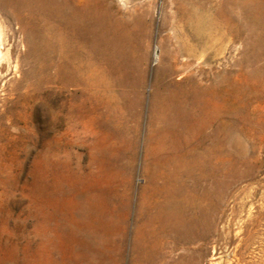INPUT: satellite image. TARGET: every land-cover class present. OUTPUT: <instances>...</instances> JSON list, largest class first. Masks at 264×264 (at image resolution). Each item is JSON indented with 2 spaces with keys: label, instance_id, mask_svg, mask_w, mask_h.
Returning a JSON list of instances; mask_svg holds the SVG:
<instances>
[{
  "label": "rangeland",
  "instance_id": "374dc122",
  "mask_svg": "<svg viewBox=\"0 0 264 264\" xmlns=\"http://www.w3.org/2000/svg\"><path fill=\"white\" fill-rule=\"evenodd\" d=\"M66 1L87 17L89 29L92 24L106 28L116 11L129 15L128 21L143 12L148 23L146 29L129 28L125 34L116 75V93L137 102H129L138 113L135 124H129L134 129L102 141L106 163L92 165L83 180L105 211L96 224L105 229L92 236L70 235L68 230L55 234L47 217L45 94H54L59 104V95L67 92L60 75ZM240 2L239 8L228 3L224 7L220 118L214 122L210 104L205 218L192 228V264H264V0ZM187 8L186 0H0V264H110L109 223L117 226L118 238L124 233L113 256L129 264L132 214L146 184L143 156L155 94L156 48L161 37L171 33L170 25L162 28L164 16L168 25L170 13L177 9L180 16ZM85 34L86 50L96 52L92 35ZM107 35L105 29L102 37ZM179 41H185L183 35ZM216 49L198 50L193 66L205 54L214 57ZM103 57L111 68L117 66L113 55ZM55 118L57 122L60 115ZM58 138L53 140L52 176L60 169L58 154L61 162H69L79 185L72 154L77 142L72 136ZM93 142L83 152H90Z\"/></svg>",
  "mask_w": 264,
  "mask_h": 264
},
{
  "label": "bare ground",
  "instance_id": "6f19581e",
  "mask_svg": "<svg viewBox=\"0 0 264 264\" xmlns=\"http://www.w3.org/2000/svg\"><path fill=\"white\" fill-rule=\"evenodd\" d=\"M186 3L188 8L180 16L177 9L170 13L168 25L164 16L162 28L170 25L171 33L161 37L156 48L155 94L143 156L146 184L140 189L132 214L129 264H192V228L195 223L200 227L205 218L207 142L211 124L208 108L210 104L214 106L213 120L217 122L222 90L219 53L224 37V7L228 3L239 8L241 2L186 0ZM145 15L140 12L128 21L129 15L116 11L109 26L96 28L92 24L89 29L85 26L87 17L77 6H71L68 1L63 4L60 75L62 88L67 92L59 95V104L54 94H45V139L50 173L46 188L47 217L55 234L68 230L70 235L92 236L97 230L105 229L96 226L105 218V211L83 180L92 165L106 163L100 150L102 141H109L122 130L134 129L129 124H135L138 113L129 102L133 106L137 102L126 94L116 93V75L121 69L119 58L125 52V34L129 28L146 29ZM179 19L182 25L178 24ZM105 29L108 35L103 38ZM84 32L86 36L92 35V41L99 48L96 52L86 50ZM145 33L142 35L146 36ZM180 35L185 40L182 44H179ZM211 48H217L216 55L210 58L205 54L193 66L196 52H208ZM106 54L114 56L117 66L111 68L103 57ZM56 114L60 115L57 122ZM58 136H72L77 142L72 154L79 185L68 169L69 162L66 159L61 162L58 154L55 162L60 169L52 176L53 151H56L53 140ZM91 140H94L91 151L83 152ZM129 210L126 204L127 217ZM107 228L110 264H120L119 256L113 255L124 233L118 238L114 223H109Z\"/></svg>",
  "mask_w": 264,
  "mask_h": 264
}]
</instances>
